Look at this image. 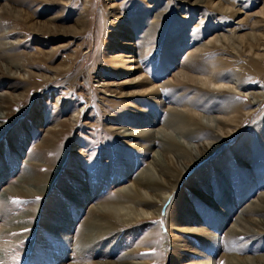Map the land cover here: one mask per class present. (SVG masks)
Listing matches in <instances>:
<instances>
[{"label": "rangeland", "instance_id": "374dc122", "mask_svg": "<svg viewBox=\"0 0 264 264\" xmlns=\"http://www.w3.org/2000/svg\"><path fill=\"white\" fill-rule=\"evenodd\" d=\"M180 3L0 0V264L264 257V0Z\"/></svg>", "mask_w": 264, "mask_h": 264}, {"label": "bare ground", "instance_id": "6f19581e", "mask_svg": "<svg viewBox=\"0 0 264 264\" xmlns=\"http://www.w3.org/2000/svg\"><path fill=\"white\" fill-rule=\"evenodd\" d=\"M181 1H183V3H180V4H191L192 6H196V7H198V6H201L200 4H202L203 3V0H181ZM220 4H221V2H220ZM220 4L218 5V8H217V10H219V11H222L223 9V7L221 8V7H219L220 6ZM181 7V6H180ZM179 9V8H178ZM222 9V10H221ZM142 19V18H141ZM134 29L133 28H131V29H127V32L128 33H132L131 31H133ZM115 35V34H114ZM221 40V39H220ZM252 48V47H251ZM151 49V48H150ZM150 49H149V47H146V50L147 51H150ZM254 63H256V62H254ZM4 67V70H3V68L2 67H0V73H4L3 71H11V69H12V67H14L12 64H8V65H5V66H3ZM146 84V83H145ZM142 86V85H141ZM144 86H146V85H144ZM151 88H149V87H145L144 89H141V91H140V95H146V96H150V93L152 92V90H150ZM190 118V122H192V123H194V124H198V125H201V121L199 120V119H197V118H193V117H189ZM126 136H129L130 138H135V139H139V137H142V138H144L143 136L144 135H139V132H135V133H133L132 131H127L126 133ZM136 134V135H135ZM138 134V135H137ZM140 134H141V132H140ZM188 135H193L192 134V132H188L187 133ZM148 137H150V139L151 140H154L155 138L153 137V136H147V138ZM148 140V139H147ZM159 157V156H158ZM157 161V160H156ZM4 174H5V170H3V172L2 173H0V177H1V175H3L4 176ZM165 178H168V176L166 175V174H163V180L161 181V182H165V181H167V185H166V189L165 190H171L172 188H173V185H172V183H174L175 182V178H176V176H174L173 178H174V180L172 181V183H168L169 182V180L170 179H165ZM221 179V178H220ZM135 182H137V185H140V186H144L143 184H142V182H141V180H136ZM154 184V183H153ZM152 184V185H153ZM154 185H158V187H165L164 186V184H158V183H156V184H154ZM146 186V185H145ZM156 188V187H155ZM167 196L168 195H164V196H161V203L163 204L165 201H166V199H167ZM161 204V205H162ZM99 207H98V209H99V211L100 212H102V213H104V214H106V215H108L109 217H112L114 220H116L117 222H119V223H127V222H129V221H133L134 219H130V220H124L123 219V217H122V213H121V211H123V206L121 205V204H119V203H115V202H111V201H108V200H104V201H101L99 204ZM160 208H161V206H160ZM160 208L159 209H157L158 211L160 210ZM260 212H264V210H262V209H259L256 205H255V207H252V209H250V210H244V211H242V215L243 214H254V213H257V214H259L261 217H263L264 218V214H260ZM142 217V216H141ZM122 220H124L125 222H123ZM136 220V219H135ZM70 223V222H69ZM133 223V222H132ZM260 225H262L263 227H264V220H261L260 222ZM99 229H101V228H99ZM97 230V229H96ZM170 230H171V233L173 234V233H178V234H184L185 232H187L186 231V229L185 228H182V227H178V226H175V225H173L172 227H170ZM93 232V231H92ZM101 232H102V229L101 230H99L98 231V234H97V236L96 235H92V234H89V235H85L86 236V238H88L90 241L91 240H94L96 237L98 238L99 237V235L101 234ZM90 233V232H89ZM235 233V232H234ZM237 234V233H236ZM104 235V234H103ZM245 235H247V234H245ZM102 236V235H101ZM237 236H240L239 234L237 235ZM237 236H234L232 233H229L228 235H227V237L226 238H228V239H235ZM96 238V239H97ZM154 240H152L151 241V243L153 242ZM242 250V249H241ZM243 251V250H242ZM134 254L135 253H127V254H123L118 260H115L114 262H111V261H109V260H107V259H105L104 261H102V263H100V264H135V263H132L131 261H130V259L132 260L133 259V256H134ZM99 259H101V258H99ZM227 259H228V257H227ZM178 260H179V258L176 256V255H174L173 256V258H172V264H178L177 262H178ZM227 261V260H226ZM230 261V260H229ZM254 264H264V257H256V258H254ZM220 262V264H228V262H224V260H222V261H219ZM234 262H232L231 261V263L230 264H233ZM203 264V263H202ZM241 264H247L244 260L242 261V263Z\"/></svg>", "mask_w": 264, "mask_h": 264}, {"label": "snow or ice", "instance_id": "6c2138e0", "mask_svg": "<svg viewBox=\"0 0 264 264\" xmlns=\"http://www.w3.org/2000/svg\"><path fill=\"white\" fill-rule=\"evenodd\" d=\"M40 197H36V200L38 201ZM14 203H27V201H19V200H14Z\"/></svg>", "mask_w": 264, "mask_h": 264}]
</instances>
